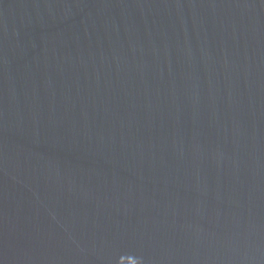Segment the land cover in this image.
<instances>
[{"label":"water","instance_id":"1","mask_svg":"<svg viewBox=\"0 0 264 264\" xmlns=\"http://www.w3.org/2000/svg\"><path fill=\"white\" fill-rule=\"evenodd\" d=\"M0 264H264V0H0Z\"/></svg>","mask_w":264,"mask_h":264}]
</instances>
